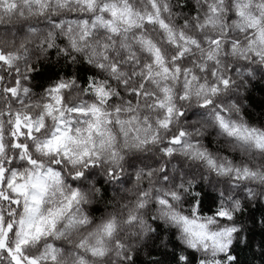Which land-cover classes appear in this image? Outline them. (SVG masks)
<instances>
[{
  "label": "clouds",
  "instance_id": "1",
  "mask_svg": "<svg viewBox=\"0 0 264 264\" xmlns=\"http://www.w3.org/2000/svg\"><path fill=\"white\" fill-rule=\"evenodd\" d=\"M0 264H264V0H0Z\"/></svg>",
  "mask_w": 264,
  "mask_h": 264
}]
</instances>
